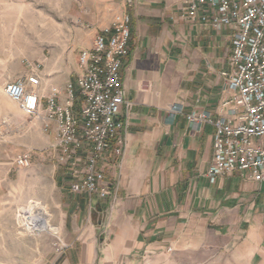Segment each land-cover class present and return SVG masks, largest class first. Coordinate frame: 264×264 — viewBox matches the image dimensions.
Here are the masks:
<instances>
[{
    "label": "crops",
    "instance_id": "0c3cea01",
    "mask_svg": "<svg viewBox=\"0 0 264 264\" xmlns=\"http://www.w3.org/2000/svg\"><path fill=\"white\" fill-rule=\"evenodd\" d=\"M184 1L135 0L122 11L130 16L131 38L120 77L132 105L122 155L108 151L98 162L110 198L70 192L68 176L61 183L50 150L54 125L40 133L35 151L57 167L0 166L2 184L11 178L30 185L52 182V203L59 210L55 231L66 247L45 264H254L257 257L264 264V183L239 174L210 183L214 128L198 130L185 118L220 113L221 73L229 70L232 37L189 21L181 10ZM173 105L185 115L170 114Z\"/></svg>",
    "mask_w": 264,
    "mask_h": 264
},
{
    "label": "built area",
    "instance_id": "2783aa9c",
    "mask_svg": "<svg viewBox=\"0 0 264 264\" xmlns=\"http://www.w3.org/2000/svg\"><path fill=\"white\" fill-rule=\"evenodd\" d=\"M181 10L189 21L229 31L232 37L229 70L221 73L225 97L220 113L216 118L209 112L185 115L198 130L206 124L214 128L207 177L214 183L239 174L264 183V0H185ZM130 24L128 14H116L91 47L79 52L75 81L66 86L64 100L53 87L43 95L35 72L5 85L6 98L24 116L40 122L43 132L55 126L51 150L68 172L72 193L110 198L98 162L108 151L117 158L123 151L132 104L125 98L120 70L129 54ZM169 112L182 115L183 108L173 105ZM16 164L29 167V156L22 155Z\"/></svg>",
    "mask_w": 264,
    "mask_h": 264
},
{
    "label": "rangeland",
    "instance_id": "374dc122",
    "mask_svg": "<svg viewBox=\"0 0 264 264\" xmlns=\"http://www.w3.org/2000/svg\"><path fill=\"white\" fill-rule=\"evenodd\" d=\"M134 1L0 0V166L10 165L15 169L16 160L29 151L34 156L30 165H58L61 183L66 182L69 177L66 168L56 165L55 160L50 162L49 156L46 161L40 159L44 153L35 151L40 133H46L41 123L24 116L17 105L6 98L5 85L35 72L40 76L39 91L43 95L53 87L64 100L66 86L75 81L79 52L90 48L93 38ZM182 115H185L184 110ZM37 175L39 173L33 176ZM238 177L247 180L245 175ZM11 179L10 183H0L3 189L0 193V264H45L66 247L55 231V216L59 210L58 205L52 203V182L44 180L30 185L25 179ZM29 224L38 228L37 233L25 230ZM223 264L235 263L224 259ZM254 264H262V259L257 257Z\"/></svg>",
    "mask_w": 264,
    "mask_h": 264
},
{
    "label": "bare ground",
    "instance_id": "6f19581e",
    "mask_svg": "<svg viewBox=\"0 0 264 264\" xmlns=\"http://www.w3.org/2000/svg\"><path fill=\"white\" fill-rule=\"evenodd\" d=\"M25 230L29 233L35 232L37 233L38 228L35 225H26Z\"/></svg>",
    "mask_w": 264,
    "mask_h": 264
}]
</instances>
